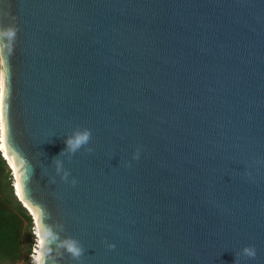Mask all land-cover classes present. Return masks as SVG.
Segmentation results:
<instances>
[{"label":"water","instance_id":"95a60500","mask_svg":"<svg viewBox=\"0 0 264 264\" xmlns=\"http://www.w3.org/2000/svg\"><path fill=\"white\" fill-rule=\"evenodd\" d=\"M0 77L41 264H264V0H0Z\"/></svg>","mask_w":264,"mask_h":264},{"label":"trees","instance_id":"16d2710c","mask_svg":"<svg viewBox=\"0 0 264 264\" xmlns=\"http://www.w3.org/2000/svg\"><path fill=\"white\" fill-rule=\"evenodd\" d=\"M13 181L0 151V264H33V218L15 195Z\"/></svg>","mask_w":264,"mask_h":264},{"label":"clouds","instance_id":"9594fccd","mask_svg":"<svg viewBox=\"0 0 264 264\" xmlns=\"http://www.w3.org/2000/svg\"><path fill=\"white\" fill-rule=\"evenodd\" d=\"M7 34L12 35L14 34L15 28L14 26L9 27L6 29ZM90 130L89 129H77L72 132L71 135L66 136L63 140V143L65 147L61 150V153L67 150L68 153H74L78 149H80L82 146H85L88 144L90 140ZM138 158V152L133 154V159ZM57 171H60V162L57 161ZM64 175L66 176L67 173L65 172ZM32 216V215H31ZM37 236V246L43 243V240L40 239L41 233L39 230H37L34 233ZM46 236L47 233H44ZM113 245H110L112 247ZM66 250L73 256L78 257L80 255L81 249L78 246V244L75 241L69 240L65 243ZM240 254L246 257H253L255 255V249L251 246H244L240 250ZM35 264H40L39 260L35 262Z\"/></svg>","mask_w":264,"mask_h":264},{"label":"bare ground","instance_id":"6f19581e","mask_svg":"<svg viewBox=\"0 0 264 264\" xmlns=\"http://www.w3.org/2000/svg\"><path fill=\"white\" fill-rule=\"evenodd\" d=\"M2 101H3V78L0 77V127H1V134H0V151L3 152V154L5 155L6 159L9 161V165L12 167L13 169V175H14V186H15V190H16V194L18 195L19 199L23 201L24 203V206L29 209V212L33 215V217L35 218L36 220V225H37V230L40 231L41 233V236H40V239L43 240V243L40 244L39 246H37L35 248V251H34V254H33V258L35 260V262L37 260H39L40 264H41V261H42V247L44 245V239H43V233L41 231V228L39 227V224H38V214H37V211L29 206L24 200H23V197H22V191H21V187H20V180L13 168V165L15 164L13 159L11 157H9L8 153H7V149H6V145H5V134H4V125H3V116H2ZM36 230V231H37ZM34 262V264H35Z\"/></svg>","mask_w":264,"mask_h":264},{"label":"built area","instance_id":"2783aa9c","mask_svg":"<svg viewBox=\"0 0 264 264\" xmlns=\"http://www.w3.org/2000/svg\"><path fill=\"white\" fill-rule=\"evenodd\" d=\"M0 134H1V132H0ZM12 177H13V180H14V175H13V172H12ZM13 185H14V182H13ZM14 193H15V195H16V190H15V186H14ZM33 223H34V227L32 228V233L34 234L35 232H36V230H37V227H36V225H35V222L33 221ZM35 235V234H34ZM37 236L35 235V237H34V241H33V243H32V251H31V257L33 258V254H34V251H35V248L37 247ZM32 262H33V264H34V262H35V260H34V258L32 259Z\"/></svg>","mask_w":264,"mask_h":264},{"label":"rangeland","instance_id":"374dc122","mask_svg":"<svg viewBox=\"0 0 264 264\" xmlns=\"http://www.w3.org/2000/svg\"><path fill=\"white\" fill-rule=\"evenodd\" d=\"M30 257H31V255H29ZM31 259H33L32 257H31ZM17 264H22L21 262L20 263H17Z\"/></svg>","mask_w":264,"mask_h":264}]
</instances>
